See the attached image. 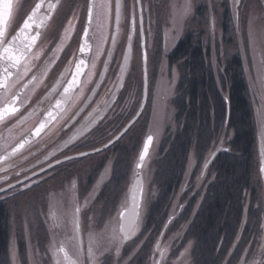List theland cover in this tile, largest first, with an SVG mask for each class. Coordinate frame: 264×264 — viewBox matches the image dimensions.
Returning <instances> with one entry per match:
<instances>
[{"label":"rangeland","instance_id":"obj_1","mask_svg":"<svg viewBox=\"0 0 264 264\" xmlns=\"http://www.w3.org/2000/svg\"><path fill=\"white\" fill-rule=\"evenodd\" d=\"M131 1L133 4L134 0H126L128 12L131 10ZM144 1L147 10L144 19L147 25L145 34L149 57V99L145 111L129 131L106 150L70 160L66 164L70 168L57 172L45 181V185L26 192L15 190L0 198V203L8 213L10 264H57L61 261L58 247L62 242H66L71 252L81 259L82 252L74 227L77 219L76 208H80L82 229L86 236L85 256L81 259L83 264H143L150 255L155 262L158 255L154 249L155 244L172 215L178 213L183 203L191 204L195 193L198 194L197 202L204 205L206 184L215 177L213 169L210 170L209 179L200 176L205 169V162L209 161L214 151L224 147V143L228 145L234 132L225 131L214 142V146H206L203 150L192 147L182 185L168 190L167 170L163 163L168 161L169 149L174 145L173 138L180 129L177 121V90L183 70L182 61L172 63L170 54L180 40L192 37L194 42L191 51H194L199 49L197 46L200 43L197 40L200 39L199 42L204 47L202 51H205V56L208 55L209 64L217 76L222 75L226 79L228 71L238 73V67L242 69L251 105L258 112L256 123L258 118V122L264 127V5L261 0H242L239 20L234 15L236 10L233 8V0H191V10L186 14L181 9L184 0ZM252 17H255V43L247 38L249 20ZM136 19L139 27L138 12ZM114 24L115 18L112 19L111 27L114 28ZM127 24L128 21L122 26L118 43L122 54L127 48ZM140 42L139 29L134 41L135 89L131 93L136 107L135 114L144 96ZM218 81L221 83L219 77ZM107 126L102 141L94 140L89 147L77 150L95 149L106 144L119 131L113 130L114 126L107 129ZM149 133L155 134V142L143 167L145 189L141 218L133 238L124 241L119 230V216L121 210L128 205L130 185L135 176L144 138ZM254 165L253 159L251 187L244 202L246 206H243L244 210L249 208L252 212L247 215L249 224L244 238L247 264L256 262V255L264 251V243L259 248V239L264 238V231L263 236L257 234L255 227L257 217L259 218V204L258 188L253 174ZM206 172H209L208 169ZM242 214L241 212V216ZM178 215L177 219L168 224H171L168 232L166 230L163 234V242L168 245L169 252L163 264H194V254L201 236L196 231L193 233L190 226L187 234L182 235L185 234L184 226L192 219L193 214L189 215L190 220L182 219L183 216L179 218ZM113 234L117 236L115 241L111 239ZM236 234L235 232L226 237L227 246H234ZM180 236L185 239H180ZM210 240L213 242L214 238ZM235 248L233 252L239 254V245ZM118 254L119 262L113 261L114 256L115 259L118 258ZM215 257L213 253L210 259L215 262ZM219 260L218 264H225L223 253Z\"/></svg>","mask_w":264,"mask_h":264},{"label":"flooded vegetation","instance_id":"obj_2","mask_svg":"<svg viewBox=\"0 0 264 264\" xmlns=\"http://www.w3.org/2000/svg\"><path fill=\"white\" fill-rule=\"evenodd\" d=\"M79 1L80 0H59V3L57 4V0H51L53 4H57L56 10L52 14V18L45 20L42 25L33 30L39 31L41 33V38L32 51L33 53H36L43 49L44 54L40 56L39 60H34L32 62V71L27 77L24 78V80L12 88L10 92V94L24 93L26 95H30L31 99L24 107L20 108V112L16 116L10 120H7L5 123L0 124V156H8L6 161L0 160V189L14 182H19V184L1 193L0 198H2L3 195L12 193L15 190L26 192L27 190L33 189L35 187L37 188L41 185H45V181L51 179L57 174V172H63L70 168L66 166V164L71 162L70 160L59 164L56 163V160L64 159L65 156H71L80 152L88 151L89 149H77L86 146L89 147L94 143V140L96 142L97 140L102 141L103 132L107 125V129L114 126L113 130H117L123 121H125L124 123L126 124L135 115L136 107L133 103L131 93L135 89V67L133 64L135 59L134 41L136 34L140 29V25L138 27L136 24V32L132 37L131 44L133 47V56L130 67L122 81L123 87H113L114 84L121 83V79L119 81L117 80V75L119 73V66L122 63L123 54L125 52H123V54L121 53L122 51L118 43L121 39L120 35L122 33V26L126 25L127 21L126 44L129 42L128 35L130 32L131 10H129V12L126 10L127 2L126 0H122L121 29L119 31L118 38L113 46H111L112 31L114 28L110 25L107 30L108 43L103 46V54H101L96 60L94 75L91 76V82L86 83L83 86L82 97L74 104L69 101L65 113L62 114L61 117H58L56 121L52 122L43 132H41L40 136H34L33 140L29 138L34 128L44 117L45 110L48 107V101L40 103L43 96L48 94L49 90L54 87L62 91L63 85L62 83L58 82L69 79L71 75L70 72L66 71V69L69 68L68 60L72 59V56L69 55V53L71 52L79 55L78 50L81 42L79 37L82 35V29L81 23L74 21V23H76V31L73 33L72 40L68 42V46L64 49V52L59 53L60 59L56 60L55 64H51L49 59L52 56L53 49L59 43V36L63 33V28L67 23V19L71 18L73 14L78 15L81 21L85 19L84 6L86 4V0H83L81 3ZM1 2L4 4L1 15L7 23V32L10 38L15 31H18L19 26H22L23 19L26 18L28 14H30L31 8L35 3L39 2V0H0V3ZM112 2V19H114L115 0H112ZM142 3L144 7V15L146 17L147 10L144 5L145 1L142 0ZM261 3L264 5V0H261ZM130 4H132V1ZM5 5H8V7L6 8ZM145 28H147V25H145ZM91 35L92 30H90V36ZM95 51V46H93L92 50L87 52L85 59L91 61L94 58ZM109 56H111L110 61L108 60ZM73 63H75V61H73ZM105 65H107V68L106 72L103 73ZM48 66L51 67V71L48 72L47 79H45L42 84L33 90V85L29 84L28 81L31 79L32 75H36L38 78L41 77L45 67ZM90 66L91 65H89V67ZM84 72L85 75L81 77L82 82L88 77L89 69H84ZM24 84H28L27 89L23 88ZM76 92L79 93L80 89H77ZM0 95H3V93L0 92ZM93 109H96V111L93 112ZM89 113H92V116H89ZM255 115L257 117L258 112H255ZM21 117H24V119H21ZM100 117H103V119H100ZM128 117L129 119L126 121ZM263 130L264 127L258 122L257 118L256 140L253 152L255 172L253 174L258 188L257 197L259 204V218L257 217V223L255 227L257 228V234L262 236L264 231V172L260 171V169L264 167ZM25 138H29L30 143L26 144L24 149H22L20 152L13 154L12 149L16 146V144ZM224 144L225 146L220 147L218 152H220V150H229V145H226V143ZM212 163L202 171V174L200 175L201 177H208V179L210 178L209 175H211L210 170H212ZM207 169L209 171L208 173L206 172ZM213 179L214 178H212L206 184L204 194L207 191L208 184H210ZM182 182L179 184V187L182 185ZM194 195L195 196H193L191 200L194 203H183L178 213L172 215V220L170 223H172L174 219L178 218L177 214H179V218H181V216L184 217L186 215L187 209L190 207L193 208V217L195 213H198L199 209L204 207L201 203L197 202L198 194L195 193ZM187 200L189 199L187 198ZM245 206L246 205L244 203V207ZM210 207L211 206L209 205V208ZM244 207L243 218H241L240 227L236 234L237 237L234 241L235 244L234 246L228 245L229 247L227 246L225 253H223L225 256V264H247L248 260L246 257V241L244 238H246L245 235L247 234V227L249 224L247 215L251 214L252 212L249 208L248 210L246 208L244 210ZM209 211H211V208ZM209 216L212 218L211 213H209ZM170 225L167 227L166 232H168ZM183 230L185 234L182 235H186L189 231V226L185 225ZM196 233L198 234L197 231ZM85 237L86 236L82 231V242L78 238L79 247L82 252L81 259L85 256ZM182 237L183 236H180V239L184 240L185 237ZM132 238L133 235H130L128 240H131ZM164 238L165 236H162L161 239L158 237V240L155 244L154 249L156 253H158L156 261L154 262L150 255L143 264H163V261L166 259L169 253L168 245L163 242ZM259 242V248H262L264 238L262 239V237H260ZM237 244L240 248L239 254L238 252H233V250L236 249L235 246ZM61 247H66V251H68L72 257L76 258L80 264H83L81 259L71 252L66 242H62L58 247V250ZM241 249L242 251H240ZM59 254L61 256L60 263L67 264L63 253L59 252ZM257 255L256 262L253 264H264V251L262 250ZM194 256V264L203 263L201 261V257H205V254L198 255V253L195 252ZM208 256H212V254H208ZM119 258L120 256L118 254V258L116 257L115 259L114 256L113 261L116 260V262H119ZM209 264H214L213 260H210Z\"/></svg>","mask_w":264,"mask_h":264},{"label":"trees","instance_id":"obj_3","mask_svg":"<svg viewBox=\"0 0 264 264\" xmlns=\"http://www.w3.org/2000/svg\"><path fill=\"white\" fill-rule=\"evenodd\" d=\"M199 41L200 39L197 43H200L201 48L199 45V49L191 51L194 41L188 36L180 40L170 54L172 63L182 61L183 67L177 90V121L180 129L175 133L174 145L169 149L168 161L163 163V167L167 170L168 190L178 188L184 177L191 148L203 150L206 146H214L213 143L225 131L233 130L234 137L228 140L229 150H220L212 163L215 177L204 194V207L191 220L189 215L193 208L190 207L182 218H188L190 221L186 225L193 228V233L197 231V235L201 236L196 253L205 254V257H201L202 264L213 260L210 259L212 256H208L213 253L216 256L214 264H218L220 254L226 251V237L238 232L241 212L243 213L244 202L251 187L256 111L251 105L242 69L238 67V73L228 71L226 79L222 75L217 76ZM128 119L129 117L126 121ZM124 122L118 130L124 126ZM193 203L192 201L191 204ZM206 236L207 239H204ZM212 237L213 242L210 240ZM8 245V213L0 203V264H10Z\"/></svg>","mask_w":264,"mask_h":264},{"label":"snow or ice","instance_id":"obj_4","mask_svg":"<svg viewBox=\"0 0 264 264\" xmlns=\"http://www.w3.org/2000/svg\"><path fill=\"white\" fill-rule=\"evenodd\" d=\"M59 0H57V4ZM57 4H53L51 0H39L35 3L30 10V14L22 21V26H19L18 31H15L13 35L9 38L7 32V23L3 18H0V124L5 123L7 120L12 119L20 112V108L24 107L31 99L30 95L24 93L10 94L11 89L19 84L28 74L32 71V62L34 60H39L40 56L44 54L43 49L41 51L33 53V49L36 47L37 42L41 38V33L39 31H33L40 25L44 23L45 20L52 18V14L55 12ZM242 0H233V8L236 10L234 15L237 20H239V9L241 7ZM7 8L8 5H5ZM192 4L191 0H184L181 9L183 13H188L191 10ZM131 8V22H130V32L128 35V50L132 48V37L136 32L137 24V12L139 13V22L141 26L143 25V5L141 0H134L133 4H130ZM85 19L80 20L78 15L73 14L71 18L67 19V23L63 28V33L59 36V43L53 49L52 56L49 58L51 64H55V61L60 59L59 53L64 52V49L68 46V42L72 40V35L76 31V23H81L82 35L79 37V55L75 53H69L72 56L71 60H68L69 68L66 71L70 72V78L58 83H62V91L54 87L49 90L48 94L44 95L40 103L48 101V107L45 110L44 117L39 121L38 125L34 128L31 135L38 137L41 132H43L52 122L56 121L58 117H61L65 113L66 107L71 101L73 104L82 97L83 86L86 83L91 82V76L94 75V69L96 66V60L101 54H103V46L108 43V28L111 25L113 17V2L112 0H86L84 6ZM120 16H121V0H115V27L112 31V41L113 44L116 41V36L120 31ZM255 17L249 20L247 38L249 41L255 43L257 37L253 31V22ZM39 22V23H38ZM90 30H92V35L90 36ZM264 39V38H262ZM93 46H95L94 58L91 61L85 59L87 52L91 51ZM141 51V61L143 71L147 72V62H148V51L145 46V42L141 39L140 42ZM128 52L123 54L122 63L119 66V73L117 75V80L119 81L121 77L126 73L129 64ZM111 60V56L108 57ZM75 61V63H73ZM89 65H91L89 67ZM262 67H264V61H262ZM89 69L88 77L85 81H81V77L85 75L84 69ZM14 70V71H13ZM51 71V67H45L41 77L32 75L31 79L28 81L29 84L33 85V90L43 83L47 79L48 72ZM113 87L122 88L123 83L114 84ZM23 88L27 89L28 84H24ZM80 89L77 93L76 90ZM58 93V95H57ZM114 95V94H113ZM86 106V105H85ZM83 110V109H81ZM96 109H93L95 112ZM92 116V113H89ZM24 119V117H21ZM103 119V117H100ZM19 122V121H17ZM135 121H132L124 131L117 136L115 139L119 140L123 136ZM153 137L149 135L145 141L143 151L139 156V163L137 168L143 167V162L145 157L148 155V146L151 145ZM30 143L29 138H25L20 141L12 149V153H18L24 149L26 144ZM114 143L113 140H109L108 144L104 147L107 148L110 144ZM101 149L97 148L94 151L99 152ZM79 156L89 155L86 152H80ZM8 156H0V160H7ZM74 157L65 156V160H72ZM56 163H62L60 160H56ZM207 161L204 167H207ZM264 172V167L260 169ZM9 187H12L9 185ZM4 189H0L3 191ZM138 208V203L136 198H133V209L130 215L125 212H121V219L124 220V224L121 225V231L124 234V238H128L130 235L135 234L137 228V222L135 217L138 215L136 209ZM75 211L80 212V208H76ZM74 227L78 230L79 224H75ZM75 239V238H73ZM112 241L117 239L116 234H113ZM64 249L61 247L58 252H63ZM91 247L89 252L91 254ZM119 249H117V252ZM65 259H67V254H65ZM57 264H60L58 261ZM70 264H76L75 261H70Z\"/></svg>","mask_w":264,"mask_h":264},{"label":"water","instance_id":"obj_5","mask_svg":"<svg viewBox=\"0 0 264 264\" xmlns=\"http://www.w3.org/2000/svg\"><path fill=\"white\" fill-rule=\"evenodd\" d=\"M142 3V2H141ZM3 3L1 2L0 3V18H2V8H3ZM121 13H122V0H121ZM120 22H121V16H120ZM141 26V24H140ZM114 27H115V24H114ZM119 34V33H118ZM118 34L116 36V39L118 37ZM141 36H142V39L143 41L145 42V46H146V34H145V27H144V16H143V25L141 26ZM111 46H113V41L111 42ZM147 47V46H146ZM126 52H128V55L130 57L129 59V64H128V68L126 70V73L130 67V63H131V58H132V54H133V48H131V50L129 51L128 50V45H127V48H126ZM144 67V66H143ZM106 68H107V65H105V68H104V71L103 73L106 72ZM146 68H147V72L145 74L144 72V96H143V100H142V104L139 108V110L137 111V113L135 114V116L125 125V127H127L132 121H137L138 118L141 116L145 106H146V103H147V100H148V85H149V76H148V62H147V65H146ZM126 73L121 77V83L126 75ZM124 127V128H125ZM124 128L116 135L114 136L111 140L114 141V143L118 140H116L115 138L117 136H120V134L124 131ZM153 137V140H152V143L151 145L148 146V155L145 157V160L143 162V167H144V164H145V161L146 159L148 158L151 150H152V147H153V144H154V135H151ZM122 137V136H121ZM29 138H31L33 140L34 136L30 135ZM147 140V139H146ZM112 143V144H114ZM108 144V142L106 143ZM112 144H110L109 146H111ZM108 146V147H109ZM107 147V148H108ZM144 148V147H143ZM97 149V148H96ZM99 149H101L100 151L104 150L105 147L104 145L99 147ZM99 151V152H100ZM143 151V150H142ZM86 153H88L89 155L91 154H95V153H98L97 151H94V149L92 150H88V151H84ZM217 152H215L212 157L210 158V160L208 161L207 165H209L211 163V161L214 159V157L216 156ZM71 157H74V158H79V157H83V156H79L78 154H75V155H71ZM60 161H66L65 158L64 159H61ZM139 163V162H138ZM143 167L142 168H137L136 170V176L134 178V181L131 185V190H130V193H129V200H130V204L127 208H125L122 212H125L126 214L130 215L131 212H132V209H133V198L135 197L136 198V202L138 203V208L136 209L138 215L135 217L136 219V222H138L139 220V217H140V214H141V207H142V202H143V195H144V184H145V180H144V176H143ZM19 182H16V183H12L10 184L12 187L16 186ZM12 187H9L6 186L5 188H2L4 190H7V189H10ZM3 190V191H4ZM3 191H0V192H3ZM121 217V216H120ZM124 220L121 219V225L124 224ZM121 225H120V228H121ZM122 232V231H121ZM123 233V232H122ZM79 235H80V232H79ZM129 238V237H128ZM126 238V239H128ZM64 254H67V264H70V261H75L76 264H79V262L73 258L67 251H64Z\"/></svg>","mask_w":264,"mask_h":264},{"label":"bare ground","instance_id":"obj_6","mask_svg":"<svg viewBox=\"0 0 264 264\" xmlns=\"http://www.w3.org/2000/svg\"><path fill=\"white\" fill-rule=\"evenodd\" d=\"M90 150V149H89ZM144 189H145V184H144ZM144 196V195H143ZM120 233L122 234V232L120 231ZM123 235V234H122Z\"/></svg>","mask_w":264,"mask_h":264}]
</instances>
